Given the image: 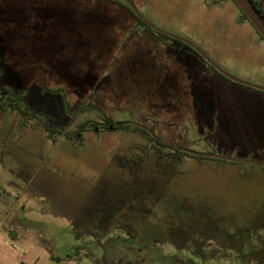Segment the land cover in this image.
Instances as JSON below:
<instances>
[{
	"label": "rangeland",
	"instance_id": "obj_1",
	"mask_svg": "<svg viewBox=\"0 0 264 264\" xmlns=\"http://www.w3.org/2000/svg\"><path fill=\"white\" fill-rule=\"evenodd\" d=\"M46 1L0 0V85L16 94L13 106L0 101V245L34 244L26 264L41 248L71 252L77 264H264V167L190 153L160 164L158 144L143 131L171 147L264 162V92L199 61L173 59L155 33L109 0ZM132 1L156 26L185 37L172 23L189 21L179 0ZM204 3L209 21L234 36L208 54L264 86L256 29L233 0ZM144 48L161 62L147 97L138 98L131 53ZM173 69L180 80L196 73L197 82L184 80V96L159 97ZM71 70L86 81L70 84ZM106 119L133 125H87L76 135Z\"/></svg>",
	"mask_w": 264,
	"mask_h": 264
},
{
	"label": "trees",
	"instance_id": "obj_2",
	"mask_svg": "<svg viewBox=\"0 0 264 264\" xmlns=\"http://www.w3.org/2000/svg\"><path fill=\"white\" fill-rule=\"evenodd\" d=\"M46 1V0H44ZM112 3L120 6L122 8V12L123 13H128L133 15V17H135L137 19V22L139 24L140 27L144 28L146 31L148 32H153L156 34L157 37V42L158 43H163L165 44L167 47L170 48L168 55L175 59L177 56H180V58H182L183 60L187 61L188 65H195L196 61H199V63L203 64L204 66L206 65V67L208 68L209 71L215 72L216 74H218L221 78H223L224 80H227L231 83H235L233 81H231L230 79H228L227 77H225L224 75H222L220 72H218L209 62H207L204 58H202L199 53L197 51H195L192 47L188 46L185 43H182L180 41H177L175 39H172L164 34H160L155 32L154 30H152L148 25H146L135 13L134 11L130 8V6L122 1V0H109ZM180 3H178V7H179V12L180 15L184 17V19H188L189 21H184L181 19H178L177 21H173L172 23L174 24V26H177V29L179 31L184 32L185 34V38L193 41L194 43H196L198 46H200L203 50H209V45H211L213 47V49L219 48V46L222 43L227 44V42L230 41V39H233L234 36L232 37L231 34V30L227 29L226 26H224V24H222L220 27H217L213 24V22L209 21V12H208V8L206 6V4L204 3V0H195V2H193V0H179ZM253 2L255 3V5L257 6V8L262 12V14L264 15V10L262 8V6L260 5L259 1L257 0H253ZM48 6L47 1L42 5L43 8H46ZM41 7V8H42ZM46 11V10H45ZM46 13V12H44ZM42 13L44 16L48 17H52V14H44ZM243 13V12H242ZM244 15V14H243ZM185 19V20H186ZM174 20V19H173ZM244 20L247 21L252 27L253 25L250 23V21L248 20V18L244 15ZM254 28V27H253ZM124 29L127 30L128 27L124 26ZM116 32L118 33H122L121 29L116 28L115 29ZM201 31L206 32L208 31V33H211L210 36L208 37H201V35L199 34ZM133 33H135V31H132ZM132 33L133 36H135ZM178 33V32H177ZM257 34L259 35V33L257 32ZM218 36H220V42H219V38H217ZM260 36V35H259ZM68 37V34H67ZM241 38V37H240ZM260 38L262 40H264L261 36ZM244 42V46L245 48L249 49V47H247V45L245 44V39H242ZM62 42L61 45H65V43H69V40H67V38L65 37L63 39V41L60 39V37H58L57 35H55L54 37V42ZM215 41H217V45H215ZM174 45H173V44ZM75 44V43H73ZM126 46V45H124ZM217 46V48H216ZM243 46V47H244ZM69 49L70 48V43L68 45ZM127 47V46H126ZM211 47V48H212ZM50 48H48L49 50ZM72 49H78L76 46H72ZM50 51L52 52V48L50 49ZM210 51V50H209ZM208 52V51H206ZM111 54L114 52H110ZM182 53V54H181ZM209 54L211 53L208 52ZM117 54V53H116ZM114 55L113 57H110L109 60V67L114 63V61H116L117 55ZM68 56V55H67ZM131 56L134 57V62L131 64L132 65V70L130 75L133 76V78L136 79V85H137V89H138V94L137 97L141 98V93L143 95V97H147L148 92L150 91V84L152 83L151 81V77L153 74L157 75L158 71L160 70V63L161 61H158V59L156 57H150V55L148 54V52H146V49H142V50H138L134 53H131ZM159 56L161 57V54H159ZM163 56H167V54H163ZM85 58V56H84ZM186 58V59H185ZM91 60V59H88ZM179 62L175 60L173 63L174 65H178L179 66ZM95 64V63H94ZM149 68H148V65ZM157 64H159V66H157ZM107 65V63H106ZM107 65V66H108ZM124 65V62H123ZM122 65V66H123ZM130 65V66H131ZM96 66V64H95ZM170 66V65H169ZM123 70L121 71H125L124 67L122 68ZM128 70H130V68H127ZM138 70L137 72H134ZM143 70H146L145 72H143ZM174 73L172 74V83H167L166 85H162L161 84V88L162 89V94H159V97H163V96H170L171 94L173 95V97L171 98H175L177 97L179 94H183L184 96V92L182 93V91L185 90V82L184 80H189L190 82L196 81L197 82V78L193 72L190 73V76H187L186 79H182L180 80V72H178L177 70H174ZM71 73H73L70 76L71 78H69L70 84L72 83H76V82H80L83 83L86 81L87 79V74H80L77 73L76 71L71 70ZM142 73H144L145 77L143 75H141ZM119 74V73H118ZM159 75V74H158ZM195 76V78H194ZM109 78V77H108ZM107 78V79H108ZM238 84V83H237ZM240 85V84H239ZM160 86V85H159ZM163 87V88H162ZM166 87V88H165ZM174 91H180V93H176ZM132 93V92H131ZM170 93V94H169ZM132 95V94H131ZM134 95H132L133 97ZM158 97V96H157ZM13 98H16V94L12 92V90L10 88H6V87H2L0 85V101H2L3 99H7L6 102H9V106H13L10 101H12ZM144 98V100H145ZM6 104H2V107H4ZM19 110H21L23 112V114H29L28 111V107L24 106H18ZM87 125H89L90 128H94L96 131H100L103 128H117V127H123L126 125H133L132 123H127V122H120V121H115L113 119H106V121H104L103 123H98V122H93V121H88L87 123H85L84 125L81 126V130L78 131L76 133L77 136H81L82 135V131L87 130ZM139 128V127H138ZM142 128V127H140ZM143 129V128H142ZM146 131L148 134L151 135V140L154 141L156 144L154 148L156 150V155L158 158V163L160 164H165L167 162H171V161H176L178 162H182L184 160V155L188 156L187 152L182 151L179 148H174L168 145H164L163 143H161L159 141V139H157L155 137V135H153L152 132H149L147 130H143ZM170 149V150H169ZM165 150H169L170 152L167 153ZM201 157V156H200ZM73 254H69L65 257V259L69 258H73ZM54 260L60 262L63 261L65 259L63 258H57V257H53Z\"/></svg>",
	"mask_w": 264,
	"mask_h": 264
},
{
	"label": "water",
	"instance_id": "obj_3",
	"mask_svg": "<svg viewBox=\"0 0 264 264\" xmlns=\"http://www.w3.org/2000/svg\"><path fill=\"white\" fill-rule=\"evenodd\" d=\"M126 2L130 8L134 11V13L146 24L148 25L152 30H154L157 33L164 34L172 39H175L177 41H180L182 43L187 44L188 46L192 47L195 51H197L207 62H209L217 71H219L222 75L230 79L231 81L238 83L243 86H247L250 88H254L260 91L264 92V86L255 84L243 79H240L236 77L235 75L231 74L227 70H225L222 66H220L217 62H215L200 46H198L193 41L180 36L178 34L169 32L167 30H164L158 26H156L154 23H152L150 20H148L145 15L138 9V7L135 5V3L132 0H122ZM240 10L243 12V14L248 18L250 23L253 25V27L256 29V31L259 33V35L264 39V15L262 12L257 8L253 0H233ZM185 150V149H183ZM189 153L201 156V157H208V158H215L230 162H236V163H249L254 164L258 166L264 167V162L254 160V159H247V158H236V157H228L224 155H219L216 153H200L193 150H187Z\"/></svg>",
	"mask_w": 264,
	"mask_h": 264
},
{
	"label": "crops",
	"instance_id": "obj_4",
	"mask_svg": "<svg viewBox=\"0 0 264 264\" xmlns=\"http://www.w3.org/2000/svg\"><path fill=\"white\" fill-rule=\"evenodd\" d=\"M0 246H3L0 247V264H26V259L28 258L26 255L30 251L34 252L31 248H26L34 246V244H30L26 241L22 244L3 242ZM35 247H39V245L35 244ZM42 249L43 248L40 249V253L37 254V257L33 259L31 264H77L74 258L65 259V257L71 254V252L68 254H62L59 252H50L47 248L44 250ZM11 250H17V252H11ZM53 257L63 258L65 260L58 262L54 260Z\"/></svg>",
	"mask_w": 264,
	"mask_h": 264
},
{
	"label": "flooded vegetation",
	"instance_id": "obj_5",
	"mask_svg": "<svg viewBox=\"0 0 264 264\" xmlns=\"http://www.w3.org/2000/svg\"><path fill=\"white\" fill-rule=\"evenodd\" d=\"M259 36V35H258ZM260 37V36H259ZM264 41V40H263ZM205 51V50H204ZM206 52V51H205ZM259 52V51H258ZM207 54H208V52H206ZM260 53V52H259ZM200 55V54H199ZM209 55V54H208ZM201 56V55H200ZM210 56V55H209ZM202 57V56H201ZM211 57V56H210ZM203 58V57H202ZM212 58V57H211ZM213 60L215 59L214 57L212 58ZM216 60V59H215ZM214 60V61H215ZM216 62V61H215ZM218 63V62H217ZM219 64V63H218ZM220 65V64H219ZM221 66V65H220ZM257 69H259V68H257ZM254 70H256V69H254ZM258 71V70H257ZM219 72V71H218ZM135 125H137V124H135ZM139 126H141L142 128H147V127H145V126H143V125H138V127ZM148 131L149 132H151L149 129H148ZM158 139V138H157ZM160 141V140H159ZM161 142V141H160ZM161 143H163V142H161ZM164 145H166L165 143H163ZM174 148H179V149H181L182 151H184V152H187V153H189L187 150H191V149H186V148H181V147H175V146H173ZM183 149H185V150H183ZM191 154V153H190Z\"/></svg>",
	"mask_w": 264,
	"mask_h": 264
}]
</instances>
